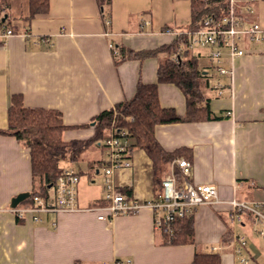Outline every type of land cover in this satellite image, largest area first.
<instances>
[{"label":"crops","instance_id":"0c3cea01","mask_svg":"<svg viewBox=\"0 0 264 264\" xmlns=\"http://www.w3.org/2000/svg\"><path fill=\"white\" fill-rule=\"evenodd\" d=\"M248 1L237 0L242 14H246L242 6ZM10 2L15 33L0 44V129L8 127L12 95L22 94L28 106L62 112L64 122L74 125L63 133L66 141L91 137L92 119L132 98L140 78L145 83L158 80L159 62L166 53L116 64L111 42L135 50L156 48L178 38L169 30H185L192 20L190 0L189 6L183 7L180 0H112L106 7L109 17H104L96 0H50L49 11L31 20L26 18L29 0ZM252 2L255 11L251 18L264 27V0ZM246 47L248 52L232 64L225 57L231 75L218 74L208 62L207 50L193 51L211 76V108L225 117L161 124L155 129L164 149H184L189 154L193 182L218 187L224 202L194 210L195 238L202 247L219 250L222 264L237 261L236 235L246 236L244 252L255 264H264V219L246 212L240 222H234L226 202L232 198L264 201V40L246 42ZM211 68L214 71L210 72ZM213 79L222 82V94L213 88ZM159 98L163 106L186 113V96L176 84L160 83ZM83 156L80 167L70 160L63 166L79 172L77 202L81 210L27 212L19 218L11 210L12 200L33 188L30 149L16 137L0 134V264L192 262L195 244L163 243L156 212L146 205L161 190L160 181L171 172L174 160L166 173H155L145 150L135 148L132 165L116 169L113 177L120 189L132 190L133 202L144 205L138 212L101 220L97 211L88 209L108 204L103 141H96ZM84 170L89 176L102 175L97 194L90 191L88 181L81 180ZM44 200L56 202L55 187ZM21 204L17 206L26 207ZM228 229L232 239L223 242Z\"/></svg>","mask_w":264,"mask_h":264},{"label":"trees","instance_id":"16d2710c","mask_svg":"<svg viewBox=\"0 0 264 264\" xmlns=\"http://www.w3.org/2000/svg\"><path fill=\"white\" fill-rule=\"evenodd\" d=\"M102 9L104 17H109L106 7L112 0H96ZM191 22L187 29L201 28L206 18L222 19L230 9V0H190ZM30 12L27 20L35 15L46 13L50 9V0H29ZM10 0H0V29L11 28L12 25ZM239 16L250 20L251 16L242 14L236 6ZM186 40L179 36L170 44L156 48L135 50L124 45L116 46L114 52L115 63L119 64L127 59L143 61L149 57L158 56L161 52L166 57L161 59L158 66V80L145 83L140 78L134 96L124 99L114 106L97 114L91 122L94 134L86 139L63 138L65 130L74 127L66 124L62 112L54 108L28 106L22 94H13L8 109V127L0 129V134L16 137L18 142L30 149L33 188L21 205L33 206L38 197L48 198L50 189L55 187L59 175L63 171L62 160L79 161L83 154L96 141L106 140L115 129H127L131 138L128 149L130 157L135 148L145 150L153 161L155 173L167 172L169 164L177 157L185 156L190 160L184 149L168 151L159 143L155 129L161 124H170L183 121H208L225 117L222 112L211 108L208 89L211 88V76L201 67L200 57L192 50L179 52V46ZM0 44L3 41L0 40ZM174 83L184 92L187 100V111L179 114L173 107H165L159 98L160 83ZM133 116V118H129ZM91 123H87L89 125ZM81 126V125H78ZM178 178L182 179L179 169L176 170ZM160 181V189L162 187ZM127 198H131L132 190L121 188ZM160 191V190H159ZM158 191V192H159ZM194 211L185 216L178 217L170 224V231L161 227L163 243L169 244H195V254L189 264H222V254L215 248L202 247L195 238ZM20 220V219H19ZM232 239L231 230L223 235V242ZM257 263V262H256ZM258 264V263H257Z\"/></svg>","mask_w":264,"mask_h":264},{"label":"built area","instance_id":"2783aa9c","mask_svg":"<svg viewBox=\"0 0 264 264\" xmlns=\"http://www.w3.org/2000/svg\"><path fill=\"white\" fill-rule=\"evenodd\" d=\"M253 0H249L242 7L247 15L252 16L255 9ZM237 0H230L229 12L220 20L213 17L205 19L201 28L190 30H169L176 37L185 36L186 40L179 46V52L185 50H207L209 64L213 65L218 74H232V68L225 65V57H229L232 64L237 57L245 55L246 42H261L264 40V27L259 21L251 18L245 20L239 16L236 10ZM107 24L110 23L106 19ZM150 21H145L149 24ZM15 31L11 28L0 29V40L6 41ZM110 47L118 52L116 45L111 42ZM213 88L220 94L223 93V85L219 79H213ZM129 118H133L130 116ZM106 148L107 163L104 167L105 199L108 204L100 207L89 208L97 211L98 218L110 220L119 214L138 212L144 204L133 202L121 191L115 183L113 174L116 169L127 168L132 165L130 152L131 138L127 129H115L111 135L103 141ZM182 174L180 180L176 170ZM80 181L79 172L74 168H63L55 185L56 202L46 203L43 197H38L36 203L29 207L13 206L11 210L22 218L27 212L40 211H77L81 210L77 202V185ZM224 202L219 197L218 187L214 184H197L192 180V163L185 157H177L173 161L172 170L162 180L161 190L154 200L146 205L151 206L156 212V227H166L170 231V224L178 217L193 212L201 205L218 204ZM231 207V217L234 222H240L244 213L264 219V201L248 202L232 198L226 201ZM39 220L38 215L35 216ZM247 238L244 235L235 236V252L237 261L235 264H255L252 258L244 252Z\"/></svg>","mask_w":264,"mask_h":264},{"label":"rangeland","instance_id":"374dc122","mask_svg":"<svg viewBox=\"0 0 264 264\" xmlns=\"http://www.w3.org/2000/svg\"><path fill=\"white\" fill-rule=\"evenodd\" d=\"M178 4H181V6L183 7V6L189 4V0H180V3H178ZM255 16L256 15L254 14V17ZM212 71H214V70H212V68H211L210 72H212ZM83 157H85V156H83ZM66 161H69V159L67 158V159L62 160L61 165L62 166L66 165L67 164ZM77 162H78V165H77L78 167H80L81 164H83L82 159L77 161ZM101 178H102V175L95 174V173H93L92 176H89L87 173V170H84L83 173L81 174V180L82 181H88L92 185V187H91L92 189H90V191L93 194H97L99 192L98 187H99V185H101Z\"/></svg>","mask_w":264,"mask_h":264},{"label":"water","instance_id":"95a60500","mask_svg":"<svg viewBox=\"0 0 264 264\" xmlns=\"http://www.w3.org/2000/svg\"><path fill=\"white\" fill-rule=\"evenodd\" d=\"M28 196H29V192L20 193L19 195H17L16 197L13 198L12 205L17 206L18 203L23 201Z\"/></svg>","mask_w":264,"mask_h":264}]
</instances>
